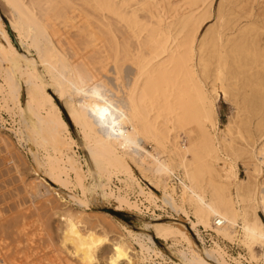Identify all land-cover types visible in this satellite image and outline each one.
Wrapping results in <instances>:
<instances>
[{
  "label": "bare ground",
  "instance_id": "1",
  "mask_svg": "<svg viewBox=\"0 0 264 264\" xmlns=\"http://www.w3.org/2000/svg\"><path fill=\"white\" fill-rule=\"evenodd\" d=\"M4 1L13 13L14 19L9 22L20 48L13 45L0 16V65L6 84L0 93H6L19 109V141L31 146L38 171L45 168L38 149L51 148L53 154L48 155L49 169L44 175L50 176L56 186L52 190L68 188V172L72 171L82 197L68 190L66 198L88 207V194L102 190L105 197V187L114 174L126 175L127 181L146 193L137 171L151 191V200L156 198L177 216L171 217L172 222L156 219L147 223L154 236L128 229L140 247V259L160 253L155 237L163 241L182 239L189 246L188 251L174 253L178 257L175 264H229L230 256L235 264L250 262L242 253L233 257L220 241L236 243L250 259L264 264V0H219L217 6L216 0H62L72 7L65 12L64 26L77 31L80 44L89 45L86 52L79 49L78 41L63 37L66 33L60 32V25L52 22V17L45 14L40 20L27 1ZM113 69L118 76L116 82L109 76ZM22 92L26 93L24 103ZM55 96L63 101L70 121L83 136V147L94 165L89 185L74 155L78 143ZM221 96L234 107L224 130L216 110ZM7 143L3 145L7 147ZM241 167L244 177L240 176ZM159 189V196H154ZM126 198L116 197L119 206L139 209L136 201ZM73 210L57 211L64 221L61 242L72 246L73 251H69L73 255L91 264L108 245L111 254L107 264L135 263L134 248L126 239H108L91 231L92 226L83 232L80 228L86 219L81 217L82 212ZM40 221L38 227L43 224ZM29 224L28 229L21 228L31 231L36 227L31 224L34 228L29 229ZM185 224L195 231L196 239L191 238ZM45 225L42 231L49 227ZM199 227L221 238L213 241L215 248L205 246ZM17 233L16 238L21 235L25 239L23 230L19 229V236ZM43 241L38 243L46 247ZM50 244L57 252L58 246ZM54 254L49 255L57 260ZM58 254L63 261L57 262L65 264L63 254ZM32 257L26 255L23 261L27 264ZM10 259L12 256L7 257ZM0 260V264H6V259ZM19 262L15 255L12 264Z\"/></svg>",
  "mask_w": 264,
  "mask_h": 264
},
{
  "label": "rangeland",
  "instance_id": "2",
  "mask_svg": "<svg viewBox=\"0 0 264 264\" xmlns=\"http://www.w3.org/2000/svg\"><path fill=\"white\" fill-rule=\"evenodd\" d=\"M25 1H27L28 4L30 5L31 9L38 14V17L40 18V20H43L45 18L43 16L45 14L49 15V17H52L51 18L52 22H56V24L60 25L59 26L60 32L62 34H63V32L66 33V34H64L63 37L67 38L66 37V35H67L68 38H73V40H74L73 42L78 41L77 45H79V49L82 47L81 48L82 52H86L87 49H90L88 47L89 45L86 46L84 44H80L82 41L80 39H78L79 36H78V33H76L77 31L75 29H74L75 31H73V29L70 28V26H64V23L66 20L65 12L68 13L72 8L70 4H65L64 3L65 1L63 2L62 0H31V1L25 0ZM218 2H219V0L215 1V3H214L215 6L218 5ZM58 8H60V9H58ZM57 10H60L59 11L60 13L57 12ZM61 11L63 13H61ZM0 16L2 19L3 27H4V29H6V32L8 33L13 45L19 49L20 46L18 44L17 34L10 27V22H11V20L14 19V16H13V13L8 8V6L6 5L4 0H0ZM212 22H213V20L209 21L207 25H210ZM71 30H72V32H71ZM75 39H78V40H75ZM107 45L110 46V44H108V43H107ZM111 53L114 54L115 52L113 53V51H111ZM32 55L35 58L37 57L34 51H32ZM113 60L114 59L112 58V60H111L112 63H114ZM1 67L2 66L0 65V88L5 89L6 84L4 81V75L1 71ZM39 70H40L41 74L44 75L43 68L40 67ZM109 76L111 77V80L113 79V82H116V78L118 76L115 74L114 69H113L112 73L109 74ZM44 78L46 80H49V78L46 76H44ZM49 92L52 94V90H49ZM6 95H7L6 93H4V94L0 93V138L2 139V140L0 139L1 140L0 145H2L0 147V231H1L0 232L1 233L0 244L6 243L4 245L6 247H4L3 245L2 246L0 245V249L2 252L6 251L5 254L8 251H10V252H8L10 254L9 255L6 254V256L4 253L2 254V252H1L0 258L6 259V264L7 263L12 264V260H13V257H15V255H16V259L20 260V262L22 261L21 263L19 262V264H26V262H24L25 260H27L26 255H29L30 257L33 256L30 259L28 258L29 262L27 261V264L28 263L33 264V262H34V264H39V262H40L39 260H42L40 262L41 264L43 262L46 264H49L50 261L51 262L53 261L52 263L56 264L55 262H57L58 260H60V261L62 260V259H58V257H57L59 255L58 254L59 252H60V254L61 253L63 254V255L61 254L62 258L65 259L68 262V264L70 262L71 263L73 262L74 264H76V263L79 264L80 262H82L79 257H77L76 255H73L71 253V251H73L71 245L68 244L69 247H66L68 245H64L63 244L64 242L63 243L61 242V240L63 241L62 236H63V231H64V227H63L64 225H62V224H64V221L62 220L60 215L57 214V211H59V213H61L63 208H64V210L67 208L72 209V210L74 209L73 211H75L76 214L82 212L81 217L83 219H86L84 221L82 219L83 223H82L81 227L82 226L83 227L80 229H82L83 232L91 230V226H92L94 228L91 231H94V232L98 233L99 235H106L108 237V239L113 240V238L117 239L120 237H123L124 239H126V241L134 248L133 254H132V257H135L134 258V262H135L134 264H175L176 261H174V260L178 259L177 255H178L179 251L182 249L185 251H188L190 249L189 246L186 244V242L182 241V239L174 240V241H172V240L163 241V240H160V239L153 237V240L155 242V248L160 253L157 255L152 253L151 259H150V257H148V255H146L147 258L140 259V257H142L140 247L135 242L133 237H131L130 233H128V229L133 231V233L154 236L153 232L149 228H146L145 225L147 223L156 222L155 221L156 219H159V221H162V222H172L173 220H171V217L176 216V215L169 208L163 206V204L159 200H157L156 198L151 200V196H149V195H151V191L149 190L146 182L143 179H141V177L139 176L137 171H135L136 177L139 179L140 184L144 188L146 193L142 194L140 191V188L136 184L131 183L130 181H127L126 179L128 177H126V175H124L122 173L114 174L113 177L111 178V180L109 182H107V185L105 187V197H102V193H103L102 190H95L92 193L88 194V199H90L88 202H89L90 206L81 207L78 204H76L75 202L70 201L69 199L66 198V191H68V190L74 192L77 196L82 197V195H81L82 192H81V189L79 188L80 186L78 185L76 175L72 171L68 172L69 173L68 188L63 187L60 190H57L56 192H54L52 190V188H54L56 186L50 180V176L44 175L45 169H47V170L49 169V165L47 164L48 155H49V153L53 154V152H52L51 148H49V147L38 149L39 157L41 158V160L45 166V168L43 167L42 170L38 171L37 166H35L36 164L34 162L32 154L29 150L31 148V146L26 145V144L23 145L19 141V138H21L17 134L18 127H19V119H20L19 109L16 106L14 107L13 103L7 99L8 97ZM53 96H54V94H53ZM2 99H4V100H2ZM21 100L23 103L25 102V100H26V93L25 92H22V99ZM55 101L58 104L59 108L61 109L62 115H63L64 119L66 120L68 126H69V130H70L72 137L78 143V144H75V146L73 148V150L75 152L74 155H75V158L82 165L81 167H82L83 173H84L85 184L89 185L92 183V174L90 171L94 168V165L89 160L88 154L83 147V144H82L83 143V136L81 135L79 129L76 128L72 124V122L70 121L69 115H68V113L64 107L63 101L59 100L58 97H56V96H55ZM216 110L218 113L220 128L224 130L225 126L228 124L229 117L231 116V114L234 110V107L228 100L224 99L221 96L219 98V100L216 102ZM13 114H14V116H13ZM5 137H6V139L3 140ZM7 141L12 146H10L9 143H7ZM3 143H5V144L7 143V145L9 147L8 146L5 147L6 145L4 144L5 145L4 146ZM37 172L39 175L37 174ZM240 176L241 177L245 176V172H244L242 167L240 169ZM173 182H175V180ZM28 190L30 192H28ZM31 190H32V192H31ZM35 190L37 191V193H36L37 195L34 193V192H36ZM155 192H156V190H155ZM155 192H154V196L155 195L159 196L160 189H159V192H156V193ZM30 193H32V194H30ZM118 195H122L124 197H127L130 201H136L137 204L139 205V209L136 208L135 206H133L132 208H129V206H127V205H123V206L120 205L119 206V203L116 201L117 200L116 197ZM61 196H63L67 200L62 201ZM94 197L98 200L97 201L93 200ZM24 201H25V203H24ZM42 202H43V204H42ZM22 204H24V205H22ZM41 205H43V206H41ZM34 206H37L38 208H41V209L38 210L37 207H34ZM24 207H26V208H24ZM31 207L35 208V209L33 210ZM17 211L19 212V216L16 215V214H18ZM28 211H29V213H28ZM30 211H33V213L32 212L30 213ZM34 211L36 213L41 212L42 216L39 215L40 213L38 215H36ZM20 212H21V214H20ZM25 212H26V214H25ZM88 213H89V216H88ZM32 214H35V215H32ZM24 215H25V218H24ZM26 215H28L27 218H26ZM20 216H21V218H20ZM36 216H38V218L42 219V220L40 219L41 221L39 220L41 223H43L42 225L46 224L44 226L45 228L49 224V227L47 228L48 231H47V229H44V231H42L43 230L42 225H40L39 227L37 226V222H39V221L33 222L34 219L38 220V218ZM85 216H86V218H85ZM5 218H7L6 222L7 223L9 222V224L5 223V220H4ZM13 218H14V222L12 221ZM262 218L264 219L263 216H262ZM10 220L12 221L11 227H10ZM2 221L5 224H2L3 223ZM17 221H20L22 224L20 222H17ZM88 221H89V223H88ZM101 221H102V224H101ZM103 221H106V223H108L110 225H108V224L106 225V223ZM30 222H32V223H30ZM84 222H85V224H84ZM91 222L94 224V226L90 224ZM86 223L88 224V226ZM18 224H21V225L18 226ZM28 224H29V229H32L31 226L33 224H35L33 226L34 227L36 226V227L34 228L32 226L34 229H32L31 231L27 230ZM50 224H52V225H50ZM3 225H5V226H3ZM97 225H99V226H97ZM6 226H7V228H6ZM21 226H23L25 228L27 227V229H23V227L21 228ZM107 226H108V229H107ZM110 226L112 228H109ZM185 226H186L190 236H192L191 238L196 239L197 238L196 233H195V231H192L190 229V225L185 224ZM86 227H87V230H86ZM3 228L6 229L7 231L5 232V230ZM99 228H100V230H98ZM11 229H13V230L11 231ZM19 229H20V231L23 230L22 235L25 238V239L22 238L23 240L20 237L21 235L20 234H19L20 236L18 235ZM36 229H38L39 232ZM53 229H55V230H53ZM198 229H199L200 235L202 236V238L205 241V246L209 249L215 248L213 241L218 240V239L221 240V238L219 236H217L216 233H213L210 230L205 229L204 227H199ZM17 230H18V233H17ZM26 230L30 231L29 234H28V232L26 233ZM35 230H36L37 236L35 234ZM54 231H55V233H54ZM9 232H12V233H9ZM15 232L19 236L18 238H16L17 236H16ZM37 232L40 234H38ZM47 232H49V233H47ZM30 233L32 234L31 236H30ZM4 234H5L6 238H4ZM10 234L13 235V237H11ZM38 235L41 236L42 238L45 237L46 239L48 238V236L50 238L53 237L52 239H54V240H51L50 238H48L49 241H48V239L47 240L45 239L46 240V242H45V240L43 239L44 240L43 241L42 238H40ZM42 235H44V237ZM36 237H37V239L35 240ZM19 238H20V240H19ZM28 239H30V241ZM56 239H57V241H56ZM11 240H13V241L11 242ZM31 240H34L35 242L36 241L37 242L35 243L34 241H31ZM58 240H60L59 244H58ZM41 241H43V243H45L44 246H46V247H43L42 244H40V243H42ZM47 241L49 243H51L53 247L58 246L57 247L58 253L55 251L56 250L55 248L51 249V246H49V243H48V245H46ZM38 242H40V243H38ZM52 242L53 243L55 242V243L53 244ZM144 242H146L147 245H149V242L146 239H144ZM220 242H221L222 247L226 251H228L229 254H231L233 257H238V253H242L243 255H245L248 258V261H250L251 264H261L257 260L250 259V255L248 253L246 254V251L242 247L237 245L236 243L231 244L228 241H220ZM17 243H18V246H16ZM29 243H30V245H29ZM197 243L200 244V242H198V241H197ZM32 244L33 245L38 244L39 246L33 247V246H31ZM13 245L15 248H13V250L11 252V250H9V249L11 247H13ZM20 245H21V247H23L25 249L19 247ZM54 245H56V246H54ZM70 246H71V248H70ZM2 247H4V248H2ZM30 247H32V248H30ZM17 248H21V249L17 250ZM45 248H46V250H45ZM47 248H49V249L47 250ZM63 248H66V250L68 252H66V250ZM50 249H51V252H50ZM69 249H72V250L69 251ZM102 250H103V251H101L102 253L100 252L96 257L97 261L95 260L94 261L95 263L93 262L91 264H107L108 263L106 260H108V257L111 254V247L107 245V246H104V248ZM21 251H22V253H21ZM33 251H35V252H33ZM54 251H55V254L57 253V256L54 254ZM61 251H63V252H61ZM47 252H50V253L47 254ZM103 252H104V254H103ZM33 253H36V254H33ZM174 253H177V255L176 254L174 255ZM19 254L23 258L22 257L19 258ZM49 254H51V255L54 254L56 256L57 260H55V257L53 258V256H51ZM101 254H102V256H101ZM10 256H12V259L7 260V257L10 258ZM17 256H18V258H17ZM49 256H51V259L53 258L54 260H51L49 258ZM72 256L76 257V258L73 259ZM24 258H25V260L23 261ZM39 258H41V259H39ZM47 258H49V259H47ZM43 259L44 260L46 259V260L44 261ZM73 260H75L76 262H74ZM98 261H99V263H98ZM104 261H106V262H104ZM227 261L229 264H235V261L232 259L231 256L227 258ZM59 262H57V263L59 264ZM250 262L248 263L245 260H243V264H250ZM16 264H18V263H16ZM61 264H62V262H61ZM83 264H85V263H83Z\"/></svg>",
  "mask_w": 264,
  "mask_h": 264
}]
</instances>
